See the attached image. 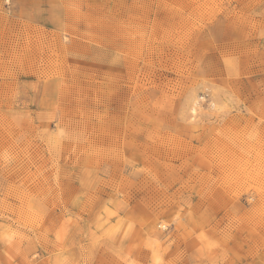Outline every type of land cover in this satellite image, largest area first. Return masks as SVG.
Wrapping results in <instances>:
<instances>
[{"label": "rangeland", "instance_id": "1", "mask_svg": "<svg viewBox=\"0 0 264 264\" xmlns=\"http://www.w3.org/2000/svg\"><path fill=\"white\" fill-rule=\"evenodd\" d=\"M0 264H264V0H0Z\"/></svg>", "mask_w": 264, "mask_h": 264}]
</instances>
